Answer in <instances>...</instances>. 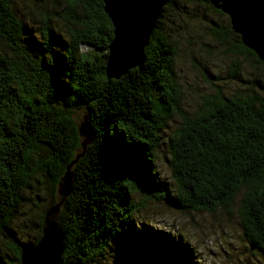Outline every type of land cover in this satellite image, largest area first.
Wrapping results in <instances>:
<instances>
[{"label":"trees","instance_id":"obj_1","mask_svg":"<svg viewBox=\"0 0 264 264\" xmlns=\"http://www.w3.org/2000/svg\"><path fill=\"white\" fill-rule=\"evenodd\" d=\"M190 6L224 18L210 31L264 76L210 0H171L140 66L119 79L106 75L113 27L101 1L0 0V264H21L39 242L71 164L70 194L48 217L63 236L58 264H203L153 225L157 205L190 215L237 203L246 242L264 253V78L240 79L235 62L236 88L205 75L210 93L185 111L175 60ZM41 197L50 202L34 222Z\"/></svg>","mask_w":264,"mask_h":264},{"label":"rangeland","instance_id":"obj_2","mask_svg":"<svg viewBox=\"0 0 264 264\" xmlns=\"http://www.w3.org/2000/svg\"><path fill=\"white\" fill-rule=\"evenodd\" d=\"M194 7V6H193ZM189 7L191 18L183 19L182 22V44L175 60V69L182 84L183 108L185 111H193L201 104V96L210 93L209 83L220 85L223 88L234 89L232 80L227 76L233 71L235 62L239 65L237 74L239 78L246 81L258 77L264 78L259 70L252 69L250 62L243 58H235L228 51V44H223L210 31L209 20L217 25L225 23L222 17H216L211 13L204 16L198 6ZM204 16V17H203ZM231 39H226L229 43ZM208 77V82L204 81L203 76ZM218 78V80L216 79ZM78 118V127L81 128L85 122L83 114ZM80 120V121H79ZM176 119L173 118L171 126L175 125ZM168 130V129H167ZM81 138L87 139L84 135ZM160 173L166 169L159 165ZM167 176V174H165ZM60 186H56L54 202L60 203L62 196L59 193ZM40 209L34 215L33 221L38 222V214L44 213L50 200L41 197ZM149 216L154 219L156 227L165 232H171L175 236H181L197 253V258L203 264H264V253L251 248L243 236V230L237 213V203L230 209L217 210L209 213H183L164 211L161 205L151 206ZM30 221V217H29ZM32 232V231H31ZM30 232V234H31ZM120 255L110 259L111 264H126Z\"/></svg>","mask_w":264,"mask_h":264},{"label":"water","instance_id":"obj_3","mask_svg":"<svg viewBox=\"0 0 264 264\" xmlns=\"http://www.w3.org/2000/svg\"><path fill=\"white\" fill-rule=\"evenodd\" d=\"M111 21L113 39L108 48L106 75L119 79L129 70L139 67L143 51L148 44L163 8L171 0H99ZM211 5L228 16L231 30L240 37L244 47L252 51L264 65V0H210ZM80 136L94 138V132L85 122L79 128ZM76 162V161H74ZM66 168L59 193L62 200L71 191V175ZM45 220L42 237L34 247H23L21 264H58L63 251V236L49 216Z\"/></svg>","mask_w":264,"mask_h":264}]
</instances>
